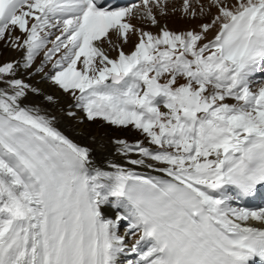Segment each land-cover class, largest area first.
<instances>
[{"label":"snow or ice","instance_id":"6c2138e0","mask_svg":"<svg viewBox=\"0 0 264 264\" xmlns=\"http://www.w3.org/2000/svg\"><path fill=\"white\" fill-rule=\"evenodd\" d=\"M261 194L264 0H0V264H264Z\"/></svg>","mask_w":264,"mask_h":264},{"label":"bare ground","instance_id":"6f19581e","mask_svg":"<svg viewBox=\"0 0 264 264\" xmlns=\"http://www.w3.org/2000/svg\"><path fill=\"white\" fill-rule=\"evenodd\" d=\"M180 3V0H175V4L178 7ZM165 21H162V23H164ZM167 24L169 26V28H171L172 30H180V29H186L190 26V22L188 21H184L182 19H180V15L179 13H177L174 16H169L167 19ZM155 31V30H154ZM127 51V49H126ZM15 53H10V52H5L3 59L4 60H9V59H14L16 58ZM114 55V53H113ZM33 83H35V81H32ZM46 91H55L54 88H52V86L50 85H43L42 86ZM57 95L60 97V103L61 105H67L68 100L66 97H64L61 93L57 92ZM53 111L55 112V110L53 109ZM61 130H66L67 128V122L64 120H61V123L58 125ZM84 128L86 130H90L92 132H95L97 134L100 133H107V136L113 137V138H124L127 139L129 141H136L138 139H142L143 137L135 131H124V132H120V131H116L110 128H105V129H98L96 125H88L85 124ZM66 134L70 136V138H72L75 142L77 143H81V144H88L89 146L93 147L95 149V155H96V159L97 161L101 160L104 158V156H108V158L111 159H115L117 161H119L121 158L119 156H115L113 149H114V145H109L107 151H104L103 149H100L96 146V144L91 143L90 141L84 140L81 138V136L78 134V130H72V129H67L66 130ZM105 144H107V139H104L103 141Z\"/></svg>","mask_w":264,"mask_h":264}]
</instances>
